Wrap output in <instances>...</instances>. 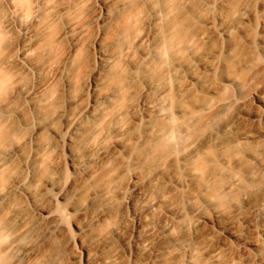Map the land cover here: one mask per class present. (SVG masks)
<instances>
[{
  "label": "bare ground",
  "instance_id": "bare-ground-1",
  "mask_svg": "<svg viewBox=\"0 0 264 264\" xmlns=\"http://www.w3.org/2000/svg\"><path fill=\"white\" fill-rule=\"evenodd\" d=\"M0 264H264V0H2Z\"/></svg>",
  "mask_w": 264,
  "mask_h": 264
},
{
  "label": "rangeland",
  "instance_id": "rangeland-1",
  "mask_svg": "<svg viewBox=\"0 0 264 264\" xmlns=\"http://www.w3.org/2000/svg\"><path fill=\"white\" fill-rule=\"evenodd\" d=\"M1 3H2V0H0V8H1ZM68 171L70 172V168L68 169Z\"/></svg>",
  "mask_w": 264,
  "mask_h": 264
}]
</instances>
